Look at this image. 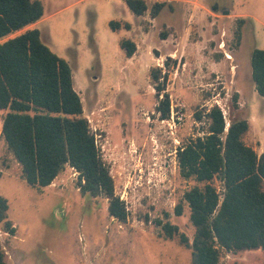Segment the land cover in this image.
<instances>
[{
	"label": "rangeland",
	"instance_id": "1",
	"mask_svg": "<svg viewBox=\"0 0 264 264\" xmlns=\"http://www.w3.org/2000/svg\"><path fill=\"white\" fill-rule=\"evenodd\" d=\"M40 1L42 18L8 37L38 28L42 41L69 62L83 116L128 216L119 221L107 198L83 194L71 166L49 186L28 184L1 137L0 110V195L15 230L6 232L0 222L6 264H192L181 239L184 233L192 242L195 233L183 195L203 183L181 176L177 148L202 134L206 119L198 121L196 113L216 104L228 123L247 120L245 143L264 152V98L251 65L253 50L264 49V0H146L143 15L125 0ZM157 1L165 5L154 17ZM112 20L120 27L113 29ZM124 39L136 43L132 57L121 47ZM157 67L168 71L160 93L151 75ZM166 93L171 107L163 118ZM212 183L223 191L219 177ZM157 220L179 232L168 237ZM220 264H264V252L221 249Z\"/></svg>",
	"mask_w": 264,
	"mask_h": 264
},
{
	"label": "trees",
	"instance_id": "2",
	"mask_svg": "<svg viewBox=\"0 0 264 264\" xmlns=\"http://www.w3.org/2000/svg\"><path fill=\"white\" fill-rule=\"evenodd\" d=\"M135 15L149 9L146 0H125ZM165 3L155 2L150 12L157 16ZM44 15L40 0H0V110L4 111L1 137L21 165L22 176L33 187H46L66 169L78 172V187L83 194L108 199L109 214L126 221L128 210L115 191L110 169L103 160L83 103L74 87L69 62L42 41L38 28L8 37ZM113 29L120 27L112 20ZM128 26V23L126 24ZM165 38V37H164ZM127 57L136 51L131 39L121 41ZM172 57H167L166 67ZM252 78L264 98V49L251 55ZM151 75L157 92L166 90L168 71L153 68ZM237 98V94L235 95ZM169 94L160 101L163 118L170 114ZM206 119L202 134L184 141L177 148L182 177L194 179L183 195L195 228L192 242L181 233L182 242L191 248L192 264H220L221 249L237 253L264 252V152L244 141L249 130L245 119L227 120L219 105L196 113ZM2 173L0 171V177ZM219 177L220 192L212 181ZM9 203L0 195V222L6 232L14 233L8 217ZM176 214L183 213L180 202ZM168 237L179 232L177 225L157 220ZM0 264H6L0 242Z\"/></svg>",
	"mask_w": 264,
	"mask_h": 264
},
{
	"label": "built area",
	"instance_id": "3",
	"mask_svg": "<svg viewBox=\"0 0 264 264\" xmlns=\"http://www.w3.org/2000/svg\"><path fill=\"white\" fill-rule=\"evenodd\" d=\"M227 126H229V123L227 122Z\"/></svg>",
	"mask_w": 264,
	"mask_h": 264
},
{
	"label": "crops",
	"instance_id": "4",
	"mask_svg": "<svg viewBox=\"0 0 264 264\" xmlns=\"http://www.w3.org/2000/svg\"><path fill=\"white\" fill-rule=\"evenodd\" d=\"M160 2H163V1H160Z\"/></svg>",
	"mask_w": 264,
	"mask_h": 264
}]
</instances>
